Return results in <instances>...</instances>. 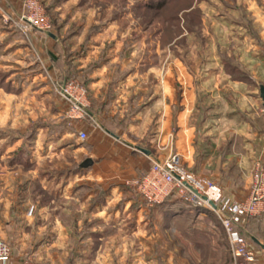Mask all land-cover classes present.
<instances>
[{"label": "rangeland", "instance_id": "obj_1", "mask_svg": "<svg viewBox=\"0 0 264 264\" xmlns=\"http://www.w3.org/2000/svg\"><path fill=\"white\" fill-rule=\"evenodd\" d=\"M35 1L49 23L42 32L55 39L47 48L53 59L50 66L56 65L64 77L85 83L93 62L100 65L107 55L124 57L127 70L136 65L147 71L152 61L155 71H164L168 60L175 75L174 116L182 111L186 88L185 102L194 105L196 143L203 130L199 122L206 114L198 105L225 98L240 104L235 115L250 122L254 136L249 138L254 147L260 146L254 150L251 169L247 174L240 169L244 139L236 136L230 137L228 159V147L224 150L228 137L223 136V144L219 138L220 150L210 165L219 162L218 180L213 182L223 198H248L257 174L264 173V110L259 94L264 86V0ZM24 2L14 17L0 11V238L13 249V257L33 264H240L233 259L213 210L189 214L183 207L192 206L173 195L168 200L185 206L178 208L173 222L160 219L157 224L154 217L160 211H154L165 206L147 207L127 184L129 179L118 189L117 180L103 181L89 172L90 166H81L88 136L97 126L92 123L88 130L65 118L66 108L61 111L56 105L61 96L55 82L48 88L41 77L33 78L43 71L40 55L23 36L38 29L21 30L14 24ZM179 69L190 75L186 82ZM80 130L87 135L84 141L78 139ZM200 144L202 154L211 149L206 142ZM170 154L188 172L210 180L211 166H198L195 159L196 164L189 165L177 150L158 149L155 159ZM221 187L235 196L244 187L247 193L232 198ZM237 231L255 253L252 264H264V248L251 240L253 236L264 246V206L243 217Z\"/></svg>", "mask_w": 264, "mask_h": 264}, {"label": "crops", "instance_id": "obj_2", "mask_svg": "<svg viewBox=\"0 0 264 264\" xmlns=\"http://www.w3.org/2000/svg\"><path fill=\"white\" fill-rule=\"evenodd\" d=\"M21 8L22 0H0V11L4 15L14 17L19 14ZM23 38L28 40L29 44H33L36 54L40 55L39 61L43 71L42 74H34L33 78L41 77L42 80H45L44 84L48 88L49 86L52 88L51 84L55 81L67 78L64 77L66 75L59 72L60 70L56 68V65L50 66L49 63L53 59L49 57L50 49L47 50V48L54 44V35L51 37L42 31L33 30ZM124 59L120 55L104 56L100 65L94 64L96 61L93 62L92 69L86 73L85 83L76 79L85 85L89 101L88 117L77 120V123L88 130L92 123L97 126H92V131L95 134L91 138L88 136L89 143L86 153V158L92 160L91 165H89V172L93 176L103 181L117 180L114 187L120 189L123 187V181L148 170L151 160L158 157L156 156L158 149L164 147L172 153L177 150L183 157V161L189 165L196 164L192 161L195 159L198 161V166H211L210 180L216 181L218 180L217 172L219 171H217V167H219V162H215L214 165H210V162L213 157L217 158L214 153H218L217 151L220 150L219 138H221L220 144H223V136L226 139L228 137L224 150L228 147L229 153L225 159L230 158L229 154L232 152L230 137L236 136V138L244 139L241 148L240 169L244 174L250 171L254 150L260 146L254 147V141L249 138L250 135L254 136L252 133L254 130L249 129L250 122L240 121L235 115L236 111L240 110V104L239 106L234 105L225 98L217 101L210 100L198 105V108L206 111V114L199 122L203 130L199 134V142H197L199 144L206 142L211 147L210 150L202 154L203 152L198 150L201 144L197 145L198 143L195 141L196 120L192 122L191 117L194 105L189 101L185 102L189 99V91L186 88L183 89L185 100L182 111L177 118L174 116L175 75L173 63H171V71H169L168 60L164 71H155L152 67L155 63L152 61L148 63L147 71H142V68H138L136 65L127 70L122 64ZM140 63L143 64L144 62ZM179 72L184 82L190 78L188 73H182L180 69ZM149 79L151 83L147 84ZM260 87L264 86L261 85ZM224 94L222 91V95ZM55 101L61 111L66 108L61 97L60 100L57 97ZM224 126H226V132L222 134ZM239 126L241 127L240 130H238ZM83 131L85 130L79 132ZM146 141L148 143L144 144ZM221 188L227 193L226 195L232 198L244 196L247 193L245 187L242 190L238 189L237 196H235V192L227 190L225 187ZM157 206H165L166 209L160 208L154 211L156 214L160 211V215L154 217L155 221L158 224L159 220L162 219V222L166 221L169 224L180 212L178 208H182L185 204L182 201L166 200ZM192 207L189 209L183 207V209L189 214H193L192 211L196 210L204 214L206 210ZM140 219L138 217V220ZM167 228L172 232L175 231V228L169 225ZM12 251L13 249L10 257L4 262L0 261V264H19L21 259L13 257Z\"/></svg>", "mask_w": 264, "mask_h": 264}, {"label": "built area", "instance_id": "obj_3", "mask_svg": "<svg viewBox=\"0 0 264 264\" xmlns=\"http://www.w3.org/2000/svg\"><path fill=\"white\" fill-rule=\"evenodd\" d=\"M14 24L21 30L30 27L45 31L49 23L45 13L35 0H25L24 11ZM55 89L66 103L65 118L81 120L88 117V94L85 85L72 78H64L54 83ZM78 138L87 139L85 132ZM140 199L151 208L162 204L173 195L183 198L195 208L213 210L218 214L224 228L233 259L240 264H252L255 253L246 237L237 231L243 217L257 214L264 206V173L259 172L252 184L250 194L243 201H230L223 198L221 189L209 179H204L185 170L175 155L152 160L148 170L127 180ZM11 255L9 245L0 238V261ZM19 264H33L29 259H21Z\"/></svg>", "mask_w": 264, "mask_h": 264}, {"label": "water", "instance_id": "obj_4", "mask_svg": "<svg viewBox=\"0 0 264 264\" xmlns=\"http://www.w3.org/2000/svg\"><path fill=\"white\" fill-rule=\"evenodd\" d=\"M48 35H50L51 37H53V35L51 33H48ZM259 94H260V98L262 100V106L264 108V87H260V93ZM91 163H92V160L90 158H85V160L82 162L81 166L85 168V167L91 165ZM251 240L254 243H256L259 246H261L262 248H264V246L259 242V240L257 238L251 236Z\"/></svg>", "mask_w": 264, "mask_h": 264}]
</instances>
